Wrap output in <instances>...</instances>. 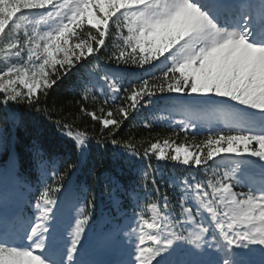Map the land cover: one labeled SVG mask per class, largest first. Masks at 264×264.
I'll return each instance as SVG.
<instances>
[{"label":"snow or ice","instance_id":"snow-or-ice-1","mask_svg":"<svg viewBox=\"0 0 264 264\" xmlns=\"http://www.w3.org/2000/svg\"><path fill=\"white\" fill-rule=\"evenodd\" d=\"M0 153V264H264V0H0Z\"/></svg>","mask_w":264,"mask_h":264},{"label":"trees","instance_id":"trees-1","mask_svg":"<svg viewBox=\"0 0 264 264\" xmlns=\"http://www.w3.org/2000/svg\"><path fill=\"white\" fill-rule=\"evenodd\" d=\"M126 34V32H125ZM114 39V37H113ZM112 47V41H109V52ZM109 52H104L102 55L107 56ZM136 74H140L137 72ZM158 74V73H157ZM76 100H80V97L74 96L71 91L67 88V82L65 84L60 85L59 87L55 88V90L51 91L50 96L48 98V107L55 108L57 111L61 112V115L65 113L75 114L77 112V105L75 104ZM86 104L87 107L91 108L92 102L89 101H81ZM102 102V99H101ZM117 103H119V99H117ZM161 115H167V113H161L156 109H148L144 108L136 113H132L130 118L125 121L122 125L121 129L119 130V135L117 139H125L128 137H133L136 141H142L146 139H154L159 136L161 139L168 137L170 134L178 132L177 129L170 127L171 121H161L155 120L153 117H159ZM55 118V117H54ZM175 119H180L179 116L175 117ZM145 121L150 122V127H145ZM78 123L83 127L85 124L89 125L91 130L92 121L90 117L81 116V119ZM97 132L99 131V125H96ZM206 136L205 131H190L187 135V140L192 145L200 143ZM20 142L16 146V151L18 152L21 161L27 155V145L31 143V136H26L23 131L19 133ZM173 139L177 144L185 141V134L183 132H179L178 135L173 136ZM206 153V149H205ZM6 156L3 153H0V165L4 163L6 160ZM155 164V160H153ZM65 165H61V171H63ZM166 173L169 170L173 171H180L183 174L188 175H195L198 180H207L208 174L205 173L203 168L199 170L188 169L187 172H184V169L181 166H173L171 164L165 165L163 162L159 165ZM38 176V173L33 172L31 179L35 180ZM96 187V207L94 209V219L98 216V212H106V204H107V196L104 190L103 182L101 181L98 186L95 184L93 185ZM247 189L244 188H236V191H246ZM166 191L165 188L161 187V193L163 194ZM170 191V190H169Z\"/></svg>","mask_w":264,"mask_h":264},{"label":"rangeland","instance_id":"rangeland-1","mask_svg":"<svg viewBox=\"0 0 264 264\" xmlns=\"http://www.w3.org/2000/svg\"><path fill=\"white\" fill-rule=\"evenodd\" d=\"M98 213L100 214V212H98ZM99 214H98V215H99ZM72 215H75V213L73 212Z\"/></svg>","mask_w":264,"mask_h":264}]
</instances>
